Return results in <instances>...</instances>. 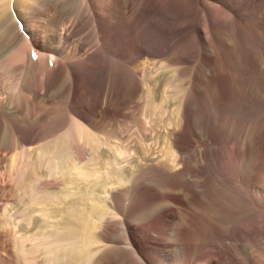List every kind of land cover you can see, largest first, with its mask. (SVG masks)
<instances>
[{
  "label": "bare ground",
  "instance_id": "bare-ground-1",
  "mask_svg": "<svg viewBox=\"0 0 264 264\" xmlns=\"http://www.w3.org/2000/svg\"><path fill=\"white\" fill-rule=\"evenodd\" d=\"M128 1L0 0V264H264V136L237 135L236 81L222 106L202 80L231 24L264 37V0L213 1L212 47L174 85L171 160L123 135L131 78L143 94V56L172 62L177 28L145 48L157 19ZM239 54L235 70L264 66V50Z\"/></svg>",
  "mask_w": 264,
  "mask_h": 264
},
{
  "label": "rangeland",
  "instance_id": "rangeland-1",
  "mask_svg": "<svg viewBox=\"0 0 264 264\" xmlns=\"http://www.w3.org/2000/svg\"><path fill=\"white\" fill-rule=\"evenodd\" d=\"M141 1L142 0H129L128 2L131 7L135 8V6L138 7ZM213 1L217 0H206L204 6L201 7L200 0H146L148 16L149 11H151L157 20L154 22L155 25H153V27H147L145 29L143 44L145 48L148 49L154 48L156 44L165 45L166 38L170 35L171 24H173V28H177V33L173 35L175 44V61L167 62V64L162 57L153 58L152 56H143L142 62L145 60L144 75H146L144 76V83L141 82V86L144 85L142 87V89H144L143 94H135L133 91L135 83L134 79L131 78L132 95L128 106L130 117L128 122L124 125L126 131L123 136L129 138L128 143L131 141L130 146H133L134 149L143 147L142 145L144 144L145 149L155 150L156 153L158 152L162 154L167 152V155H170L169 151H171V148L169 149V147L171 145V140L169 132L172 130L171 123L174 120V85L175 82L177 84L181 80L178 73V71H180L179 68H192L204 53V49L212 47L213 42L211 40V35L214 33V30L213 24L211 23L210 13L215 10L216 6L217 8L220 6L219 9L222 11L218 10L219 12H225V9L223 10L221 4L218 3L219 5H216L217 2ZM12 3L13 0H11V5ZM154 3L159 5L157 8L158 10H152ZM245 4L249 5L250 3L248 1L244 3V5ZM12 13L16 18V13ZM169 17L173 19L171 22ZM231 26L238 30L239 33L235 34L236 37L233 40L231 37L227 36L223 38L227 44V48L225 49L226 52H222V56L225 57V60L222 59L220 54H217V58H211L202 80L209 88L216 84L222 88L221 94L218 97V102L221 103L222 106L224 105V101L227 100V94L224 89L230 84H235L236 81V86L239 90L236 98V106L235 109H233L231 116L232 118H235L238 126L237 135L260 141L264 136V66H262L260 62H249L248 65L252 68L253 72L252 76L247 73V71L245 72L244 70L240 71L235 69L241 67L240 63L244 66V63L246 62L240 60L239 53L253 52L256 53L258 59L261 58L260 52L261 50H264V37L259 34L258 25L248 26L247 24L244 26L243 24L237 25V23H235L233 25L231 24ZM19 27L21 28L20 25ZM218 48L221 49L222 47L219 46ZM134 54L135 53L132 51L133 57ZM216 67H219L218 70ZM225 67L234 69V76H228L229 74L225 71ZM256 78L260 81L259 89L255 90L253 93L251 92L253 90L248 92L244 90V80L251 82ZM207 96L208 102L205 106H207V110L212 111V98L209 93ZM231 99H233V97H231ZM151 104L153 106H151ZM226 116L228 117V115ZM226 116L225 113H223V117L227 118ZM136 124H138V126ZM119 125L120 124L117 123L118 128L121 126ZM140 138L143 140L141 141ZM139 141L143 144L141 143L142 145H139ZM171 158H173L172 155H170V160ZM263 164L264 157L261 155L258 158L257 165L264 166ZM156 175H158V173L155 171H149L145 177ZM262 218H264V216H262ZM216 243L217 240H214L212 237L211 239L206 240L207 249H212L213 245ZM202 252L203 251H201V253ZM226 256V264L246 263L236 251H232L231 254L227 253Z\"/></svg>",
  "mask_w": 264,
  "mask_h": 264
}]
</instances>
